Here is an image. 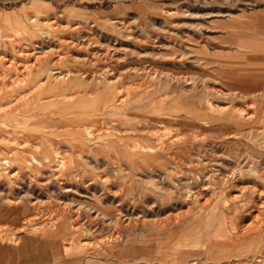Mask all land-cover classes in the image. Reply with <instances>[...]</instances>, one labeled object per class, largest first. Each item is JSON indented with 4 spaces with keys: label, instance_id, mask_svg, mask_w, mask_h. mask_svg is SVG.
<instances>
[{
    "label": "rangeland",
    "instance_id": "rangeland-1",
    "mask_svg": "<svg viewBox=\"0 0 264 264\" xmlns=\"http://www.w3.org/2000/svg\"><path fill=\"white\" fill-rule=\"evenodd\" d=\"M25 233L264 264V0L0 2V245Z\"/></svg>",
    "mask_w": 264,
    "mask_h": 264
},
{
    "label": "crops",
    "instance_id": "crops-1",
    "mask_svg": "<svg viewBox=\"0 0 264 264\" xmlns=\"http://www.w3.org/2000/svg\"><path fill=\"white\" fill-rule=\"evenodd\" d=\"M16 0H0L8 3ZM16 248L0 245V264H81L74 254L64 255L62 242L55 238L25 233L20 235ZM18 239V240H19Z\"/></svg>",
    "mask_w": 264,
    "mask_h": 264
},
{
    "label": "bare ground",
    "instance_id": "bare-ground-1",
    "mask_svg": "<svg viewBox=\"0 0 264 264\" xmlns=\"http://www.w3.org/2000/svg\"><path fill=\"white\" fill-rule=\"evenodd\" d=\"M56 74V73H55ZM60 79V78H59ZM53 80V79H52ZM43 85V84H42ZM15 104H16V102H15ZM247 104V103H246ZM5 108V107H4ZM249 111V110H248ZM245 113V112H244ZM5 115V114H4ZM247 116H248V114H247ZM252 117V116H251ZM161 143V142H160ZM162 144V143H161ZM162 145H164V144H162ZM161 146V145H160ZM163 147V146H162ZM143 148V147H142ZM148 152H150V153H154V154H156V150L154 149V148H148ZM236 171V170H235ZM258 171V170H257ZM234 172V171H233ZM261 172V171H260ZM235 173V172H234ZM259 173V172H258ZM257 173V174H258ZM221 175V174H220ZM231 175V174H230ZM230 175H228L229 177H230ZM239 176V175H238ZM237 176V177H238ZM241 176V175H240ZM227 177V176H226ZM224 178V177H223ZM222 178V179H223ZM234 178H236V177H234ZM228 179H231V178H227V180ZM242 179V178H241ZM221 180V179H220ZM224 180H225V178H224ZM232 180H233V178H232ZM237 181V180H236ZM262 181V180H261ZM231 182V181H230ZM224 182H222V184H223ZM231 184V183H230ZM263 184V183H262ZM233 185V184H232ZM243 186H241V188H242ZM244 188V187H243ZM245 190V189H244ZM243 192V191H242ZM225 193V192H224ZM234 195V194H233ZM227 196V195H226ZM188 199V198H187ZM235 199V198H234ZM232 202V201H231ZM224 207V206H223ZM235 208V207H234ZM239 212V211H238ZM242 213V212H241ZM239 214H240V212H239ZM240 216H241V214H240ZM239 218V217H238ZM241 223V222H240ZM257 226V225H256ZM244 228V227H243ZM242 229V228H241ZM256 229V228H255ZM245 230H246V228H245ZM262 230V229H261ZM232 233H233V230H232ZM231 233V234H232ZM256 233V232H255ZM229 237H231V236H229ZM240 237V236H239ZM234 238V237H233ZM252 239V238H251ZM241 241V240H240ZM228 242V241H227ZM230 243V242H229ZM237 244V243H236ZM236 246V245H235Z\"/></svg>",
    "mask_w": 264,
    "mask_h": 264
}]
</instances>
